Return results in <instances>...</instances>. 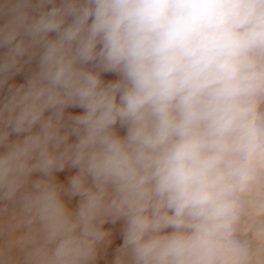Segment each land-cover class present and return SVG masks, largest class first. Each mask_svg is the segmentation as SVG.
<instances>
[{
  "label": "clouds",
  "instance_id": "clouds-1",
  "mask_svg": "<svg viewBox=\"0 0 264 264\" xmlns=\"http://www.w3.org/2000/svg\"><path fill=\"white\" fill-rule=\"evenodd\" d=\"M102 262L264 264V0H0V264Z\"/></svg>",
  "mask_w": 264,
  "mask_h": 264
},
{
  "label": "rangeland",
  "instance_id": "rangeland-1",
  "mask_svg": "<svg viewBox=\"0 0 264 264\" xmlns=\"http://www.w3.org/2000/svg\"><path fill=\"white\" fill-rule=\"evenodd\" d=\"M15 79H16L17 82H22L23 77H22V76H18V77H16ZM70 111H79V110H78V109H72V110H70ZM70 174H72L70 171L65 170V172L58 174V176H59V178H60L61 180H65L66 177H67L68 175H70ZM119 243H120V239H119V237L117 236V239H116V241H115L113 247L118 246ZM109 258H110V257H109ZM102 264H103V262H102Z\"/></svg>",
  "mask_w": 264,
  "mask_h": 264
}]
</instances>
